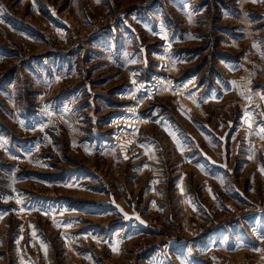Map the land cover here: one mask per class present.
<instances>
[{
	"label": "rangeland",
	"instance_id": "obj_1",
	"mask_svg": "<svg viewBox=\"0 0 264 264\" xmlns=\"http://www.w3.org/2000/svg\"><path fill=\"white\" fill-rule=\"evenodd\" d=\"M262 97L264 0H0V264H264Z\"/></svg>",
	"mask_w": 264,
	"mask_h": 264
},
{
	"label": "snow or ice",
	"instance_id": "obj_2",
	"mask_svg": "<svg viewBox=\"0 0 264 264\" xmlns=\"http://www.w3.org/2000/svg\"><path fill=\"white\" fill-rule=\"evenodd\" d=\"M262 98H264V97H262ZM262 131H264V130H262ZM114 251L116 250V249H113Z\"/></svg>",
	"mask_w": 264,
	"mask_h": 264
}]
</instances>
